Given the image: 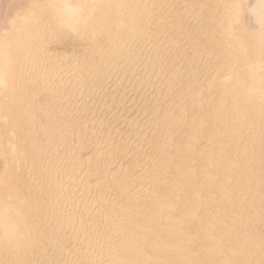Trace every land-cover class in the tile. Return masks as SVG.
Segmentation results:
<instances>
[{
    "label": "bare ground",
    "instance_id": "bare-ground-1",
    "mask_svg": "<svg viewBox=\"0 0 264 264\" xmlns=\"http://www.w3.org/2000/svg\"><path fill=\"white\" fill-rule=\"evenodd\" d=\"M31 2L0 0V264H264L259 0H123L83 39Z\"/></svg>",
    "mask_w": 264,
    "mask_h": 264
},
{
    "label": "snow or ice",
    "instance_id": "snow-or-ice-1",
    "mask_svg": "<svg viewBox=\"0 0 264 264\" xmlns=\"http://www.w3.org/2000/svg\"><path fill=\"white\" fill-rule=\"evenodd\" d=\"M128 7L130 6L123 3V0H32L26 6L25 13L35 26L45 31L63 34L67 29L83 39L90 31L110 34L113 28L108 24L109 10L113 13L112 20L115 23L121 10ZM235 7L240 9L241 5L237 4ZM257 8L260 10L258 31L261 44L264 45V0H259L258 5H252L250 11L255 13ZM125 20L132 22L129 12L125 13ZM249 35L255 36L256 33L252 32ZM260 75L264 85V70Z\"/></svg>",
    "mask_w": 264,
    "mask_h": 264
}]
</instances>
